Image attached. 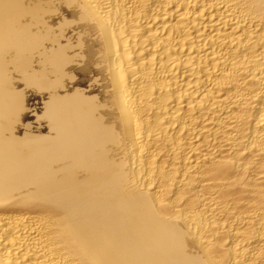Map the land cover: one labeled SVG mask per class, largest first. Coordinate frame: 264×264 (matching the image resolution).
I'll return each instance as SVG.
<instances>
[{
	"label": "bare ground",
	"instance_id": "bare-ground-1",
	"mask_svg": "<svg viewBox=\"0 0 264 264\" xmlns=\"http://www.w3.org/2000/svg\"><path fill=\"white\" fill-rule=\"evenodd\" d=\"M0 264H264V0H0Z\"/></svg>",
	"mask_w": 264,
	"mask_h": 264
}]
</instances>
